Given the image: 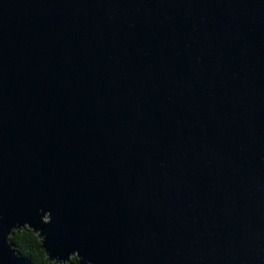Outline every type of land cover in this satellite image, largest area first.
Returning a JSON list of instances; mask_svg holds the SVG:
<instances>
[{"label":"water","instance_id":"95a60500","mask_svg":"<svg viewBox=\"0 0 264 264\" xmlns=\"http://www.w3.org/2000/svg\"><path fill=\"white\" fill-rule=\"evenodd\" d=\"M264 264V0H0V264Z\"/></svg>","mask_w":264,"mask_h":264},{"label":"trees","instance_id":"16d2710c","mask_svg":"<svg viewBox=\"0 0 264 264\" xmlns=\"http://www.w3.org/2000/svg\"><path fill=\"white\" fill-rule=\"evenodd\" d=\"M15 247L17 254L23 256L32 264H76V258L70 257L64 263L48 261L40 247L38 236L28 227L14 229L7 238Z\"/></svg>","mask_w":264,"mask_h":264}]
</instances>
